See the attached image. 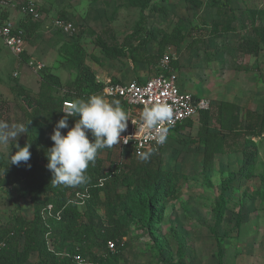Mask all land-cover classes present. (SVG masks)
Segmentation results:
<instances>
[{
  "label": "rangeland",
  "instance_id": "1",
  "mask_svg": "<svg viewBox=\"0 0 264 264\" xmlns=\"http://www.w3.org/2000/svg\"><path fill=\"white\" fill-rule=\"evenodd\" d=\"M65 9L74 5L78 0H60ZM199 5H193L186 0H154L153 5L160 8L159 12L144 11V23L147 30L157 29L160 34L170 35L176 27L182 28L184 41L178 46L167 45L159 35L156 41L148 46V53L158 56L171 52L176 58L174 66L177 77L184 80L185 86L198 97L210 101L213 110L215 102L226 101L239 106L240 117L244 118L246 111L259 113L263 105L264 90V52L257 57L240 54L237 45L241 40L238 33L240 24L235 32L223 35L216 40L206 36L203 22L216 19L215 10L206 7L207 0H197ZM239 14L247 9L264 8V0H228ZM83 9L78 13L86 25L71 20L76 26L74 35L66 36L55 33L53 21L44 18L36 21L38 29L47 27L46 32L34 34L26 44L25 60H17L3 46L0 40V101L15 102L10 88L17 81L30 94L36 95L45 70L56 76L64 88L71 84L76 77L75 53L84 58L85 64L93 71L96 82L126 84L132 80L144 81L155 73V67L148 62H135L124 57L112 60L104 54L95 40V34L107 29L100 36L107 45L122 44L124 39L134 31L140 21L138 9L132 8L127 2L117 0H83ZM77 8L81 6L75 5ZM74 7V6H73ZM75 7V8H76ZM80 9V8H79ZM40 12V10H39ZM40 14H42L40 12ZM67 20V19H66ZM247 23V17L242 24ZM191 27L201 29L200 33L186 34ZM36 30V31H37ZM201 38V41L192 39ZM135 45L133 40H128ZM77 49V51H75ZM74 50V51H73ZM35 62L42 70H32L28 63ZM4 62V63H3ZM17 71L15 78L13 73ZM59 95L61 91H58ZM20 105H15L10 115L9 124H24ZM213 121L211 125H213ZM199 125L198 117L192 121V127L185 126L181 131L172 132L167 142L158 147L153 154L161 161V168L174 172L179 177L180 196L175 201L165 203L163 222L156 229V236L163 246V256L157 253L156 243L139 229L131 228L124 238L126 246L122 251L121 264H176L175 253H228L241 261L246 253H264V202L261 194L264 184V139L254 141L258 147V159L253 171V178L228 197V205L223 221L219 226L214 225L212 209L216 203L218 187L229 172L236 171L241 164L238 153L217 157L214 169L205 177L202 174L203 147L196 142V132ZM27 137L43 140L50 132L48 126L29 127ZM18 144L20 136L16 138ZM92 142V141H90ZM19 145V144H18ZM20 146V145H19ZM37 149V147L35 146ZM15 144L9 142L0 145V180L10 176L7 167L9 156L16 152ZM110 149L99 151L97 158L105 161ZM116 154V153H115ZM116 156L113 155L114 161ZM108 166V162H105ZM22 184L0 187V228H3L14 216L30 221L33 215V205L26 197H19ZM80 212L83 204L78 205ZM97 213L103 217V208ZM238 222V224H237ZM22 243V240H19ZM77 246V245H76ZM77 248V247H76ZM49 250L58 258H68L69 248L58 250L52 244ZM92 253L101 255L108 253L106 248L95 247ZM221 256V255H218ZM222 255V258H226ZM191 260L192 256H188ZM205 260L206 255H201ZM197 260V259H196ZM37 256H31L28 264H36ZM201 263V262H200ZM199 263V264H200ZM206 263V262H205ZM207 264V263H206Z\"/></svg>",
  "mask_w": 264,
  "mask_h": 264
},
{
  "label": "trees",
  "instance_id": "2",
  "mask_svg": "<svg viewBox=\"0 0 264 264\" xmlns=\"http://www.w3.org/2000/svg\"><path fill=\"white\" fill-rule=\"evenodd\" d=\"M153 1H126L129 6L138 9L140 21L122 44L107 45L104 40L106 36H100L107 33V29L94 35L106 57L115 60L128 54L133 63L148 62L156 67L164 53L158 56L149 54L147 49L151 42L156 41L159 35L165 44L175 47L184 41L185 35L181 33L180 27H176L168 36L160 34L154 28L146 29L144 11H160V8L152 4ZM186 1L193 5L200 4L197 0ZM26 2L29 0L21 3ZM204 5L214 9L216 16V19L209 23L203 22L202 27L206 29L207 37L216 40L235 32L237 24H240L238 33L241 35V40L237 45L240 54L257 57L260 52H264V8L247 9L244 14H239L228 0H207ZM18 14L21 19L17 27L22 29L28 42L37 30L38 24L28 16ZM245 16L247 23L242 24ZM60 19L65 20L63 17ZM198 30L191 27L186 34L197 31L200 33L201 29ZM200 39H192L191 44L196 43L197 40L201 41ZM128 40H133L135 45H131ZM25 57L23 53L19 60L23 61ZM74 61L76 77L64 88L56 76L46 70L36 95L27 92L17 81L10 88L16 103H22V107L20 105L22 121L29 127L48 126L50 132L43 140L26 138L24 133L21 134L18 142L20 147L31 144L30 160L27 164L21 162L19 166L11 165L10 161L4 164L10 176L0 180V187L21 183L22 189L18 195L30 200L33 205V215L30 221L14 216L3 228H0V245H2L0 264H28L34 254L38 259L36 264H72L70 257L74 254L89 257L99 264H121V254L126 246L124 238L131 228L146 233L151 241L156 243L158 255L163 256V246L158 241L156 229L163 222L165 203L177 200L180 190L179 177L174 172L163 170L158 156L152 154L148 161H141L139 157L129 155L127 149L118 144L111 148L105 161L96 157L94 164L89 165L86 173L89 179L86 184L64 187L51 183V173L46 168L48 162L46 155L47 150L54 144L50 139L53 129L64 116L63 103L77 98L86 100L92 95H101L103 89V85L96 82L93 71L85 64L81 54L75 53ZM175 65H177L176 59L171 64L173 70ZM191 97L194 100L201 98L192 95ZM16 103L0 101V120L9 124ZM121 105L126 110L123 102ZM240 112L238 105L218 101L214 103L213 110L200 112L197 116L199 125L196 142L203 147L201 171L204 177L213 171L214 160L217 157L233 153L241 155L240 166L236 171L229 172L218 187L216 203L212 209L215 226H219L223 221L229 195L253 178L258 159V147L254 140L264 139V90L261 112L246 111L243 119L240 117ZM75 119L76 117H69V128L74 126ZM193 120L178 125L171 133L181 131L185 126L192 127ZM212 121L213 125H211ZM68 130L61 129L62 135H66ZM88 136L92 141L90 133ZM10 142L17 143L15 140ZM113 155L116 156L114 161ZM105 162H108V166ZM100 180L103 181L102 186H99ZM260 180L264 184V178ZM84 194L87 198L80 200L79 197ZM261 194L264 202V186ZM81 201L84 206L82 212L78 209ZM49 206L50 210H48ZM99 207L103 208V217L97 213ZM109 241L115 243L114 253H108L105 258L92 253L95 247H105ZM50 244L58 250L69 248L68 258H58L49 250ZM170 259L171 257L167 258L169 261ZM175 263L184 264L178 255Z\"/></svg>",
  "mask_w": 264,
  "mask_h": 264
},
{
  "label": "clouds",
  "instance_id": "3",
  "mask_svg": "<svg viewBox=\"0 0 264 264\" xmlns=\"http://www.w3.org/2000/svg\"><path fill=\"white\" fill-rule=\"evenodd\" d=\"M64 113L50 136L53 146L47 150L46 168L51 173V183L55 186L78 187L88 182L87 169L94 164L99 151L110 149L120 143L127 144L129 137H122L128 127L130 116L119 100H107L103 95H92L86 100L77 98L65 101ZM69 117H76L74 126L69 128ZM174 117L173 105L157 101L145 106L140 120L136 122V135L150 137L156 145L167 142L168 131L165 124H171ZM132 124L134 122L131 120ZM61 129H69L62 135ZM24 124L9 125L0 120V145L26 133ZM88 133L93 138L90 142ZM16 152L9 156L10 164L19 166L30 160L31 144L20 147L15 143ZM154 151V150H153ZM153 151L138 153L141 161H148ZM30 167V165H28Z\"/></svg>",
  "mask_w": 264,
  "mask_h": 264
},
{
  "label": "built area",
  "instance_id": "4",
  "mask_svg": "<svg viewBox=\"0 0 264 264\" xmlns=\"http://www.w3.org/2000/svg\"><path fill=\"white\" fill-rule=\"evenodd\" d=\"M5 10L28 16L32 21L41 19V14L32 1L21 3L16 0H0V12ZM52 28L54 32H60L66 36L76 33V26L74 24L59 18L53 21ZM0 40L9 53L16 59H19L25 51L27 39L24 36V32L9 21H0ZM175 59L173 53L165 52L155 67V73L144 81L137 82L133 80L126 84L106 83L103 85L101 95L109 101L115 99L123 102L130 119L134 122L133 125L131 120H129L126 131L121 134L122 137H129L128 143H120L123 148L127 149L131 156L139 157L138 153L142 151L154 150L153 152H155L161 146L156 145L155 141L150 137L142 134L135 136V124L140 120L141 112L145 106H150V104L157 101H164L173 105V121L171 124L164 125V127L169 129L168 137L171 131L178 125L195 119L200 112L209 111L211 108L209 100L205 98L194 100L190 94L180 90L177 74L171 66L172 61H175ZM28 65L34 71H40L42 69V66L35 62H29ZM13 76L16 78L17 73L15 72ZM64 107L65 102L63 103L62 110ZM102 184L103 181L100 180L99 186H102ZM79 198L80 200H85L87 195H81ZM80 204H83V201ZM50 208L49 206L48 210ZM1 247L2 245H0ZM105 248L108 253L112 254L115 251V243L109 241ZM108 253H102L100 257L105 258ZM70 258L72 264H99L98 261H93L89 257H82L79 254H74Z\"/></svg>",
  "mask_w": 264,
  "mask_h": 264
},
{
  "label": "crops",
  "instance_id": "5",
  "mask_svg": "<svg viewBox=\"0 0 264 264\" xmlns=\"http://www.w3.org/2000/svg\"><path fill=\"white\" fill-rule=\"evenodd\" d=\"M16 1L25 2L28 0H16ZM29 1H33L37 5V8L40 10V12L42 13L41 15L43 16L42 20H44V18H50V20L53 21L57 18L60 19L63 17V18H65V20L67 19V21H70V22H71V20H74L76 22H79L82 25L87 24L86 23L87 20L84 21L83 18L80 15H78V13H76V14L74 13V11H76V9H78V10L83 9V6H84L83 0H78L76 3H74V5L69 4L68 7L65 9L62 8L63 4L61 3L60 0H29ZM117 1L125 3L127 0H117ZM76 4H77V6H81V7H79L80 9L75 6ZM20 19H21V16L17 12H13V11H1L0 12V20H9L13 24H15V26H17L18 21ZM38 26H39V24H38ZM38 26H37V28H38ZM45 30H47V27H45V26L41 27L37 31L35 30V32L33 33V36H34V34H41L43 32H46ZM24 53H25V55H27V48H25ZM17 60H19V59H17ZM19 61H21V60H19ZM15 72L18 75V72L17 71H15ZM149 77H151V76H149ZM178 86L180 87L181 91L188 93L192 96H198V95L192 93V91L189 90L187 86H185L184 80H181V75H180V77H178ZM203 254L206 255L205 260L203 259V257H200ZM177 255H178V258L184 264H199L200 262H201L200 264H206V263L207 264H264V253H246V255L245 254L243 255L241 261H239L237 259L238 257L235 258L232 255H231V258L229 259L228 256L230 254H228V253H226V254L225 253H220V254L219 253H175L174 256L169 255V257L177 258ZM218 255H221V256L226 255L225 256L226 258H222L221 256H218ZM188 256H192L191 260L189 259Z\"/></svg>",
  "mask_w": 264,
  "mask_h": 264
}]
</instances>
